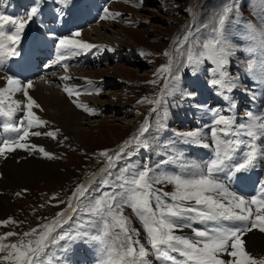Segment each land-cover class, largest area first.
<instances>
[{"label": "rangeland", "instance_id": "1", "mask_svg": "<svg viewBox=\"0 0 264 264\" xmlns=\"http://www.w3.org/2000/svg\"><path fill=\"white\" fill-rule=\"evenodd\" d=\"M23 1L26 4L21 6L22 9H26L28 4L39 9L46 5L61 2V0ZM105 2L108 4L107 9L122 14L115 17L116 22L113 24L110 23L111 20L106 18L101 19L102 24L98 25V29L106 27L107 30L101 29V33L110 36L111 40L115 42H98V44L100 43L98 45L100 46L99 48L85 52L88 55L85 63L90 69H86L84 66V70L90 72L104 70L105 68H116L118 70V73H114L111 70L110 72L112 73L108 74L111 75L109 77L114 76L113 79H108V83L113 86H109L107 90L98 89L96 93V95H101L97 99L100 102H105V105L92 104L91 100H87V103H85L95 109V113L97 108H101V117L91 120L95 114L87 112L88 115H85L87 124L79 128L80 133L78 135L81 140V146L73 144L74 140L70 136L67 138H70L71 142L58 132L55 139L47 135H30L28 138L31 141L27 138L29 142H26L29 144L30 150L16 149L14 152L9 153L12 155L21 154L24 160L26 159L28 162L43 167L37 178H34L29 186H20V182L15 178V168L21 164H19L21 161L16 159L14 161L17 164H6L5 166L2 164V156H0V183L2 184H0V222L9 218L20 222L18 225L12 223L6 226L0 225V236L9 231L22 234L30 231V228L50 223L58 212L67 208V201L78 185V181H81L93 169L105 163V158L100 156V153L107 150L109 155H112L126 140L135 135L132 129L133 125H140L144 113L148 109L152 111L154 105L149 103V101H154L156 93L161 91L163 78L157 74L155 75V73L162 65L166 64V60L169 58V56L164 55V52H169L174 59L172 66L174 78L169 83H165L160 98L161 103L157 106V111L148 117L150 130L142 137L148 147L134 146L127 149L128 154L117 161L116 168L111 170L113 177L121 175L120 170L126 167L131 170L140 168L142 161L141 157L137 155L142 152L145 160L147 159V154L152 155L158 166L166 170L171 171L172 169L176 170V168L184 170L181 167V163L190 165L192 161L186 155L187 150L190 149L188 146L189 142H187L188 140L190 141V138L185 136L176 137L177 135L167 130L161 113L163 110L166 113L171 112L173 114L178 113L181 108H191V111H195L197 114L201 113L202 115H198L200 116L198 118L202 120L204 134L206 133L209 136H211L210 130L216 127L214 120L218 115L232 117L235 124L242 122L237 111L241 112L243 110L244 107H240V103L243 104V101L240 100V103L236 104L237 101L235 100L236 102H234L233 99L238 96L234 94L233 90L225 92L210 83L212 79L216 78L213 74V69L216 66L211 61L204 60L193 68L187 60V55L192 48L193 42L210 38L212 29L216 26V19L225 8L232 9L224 25V37L232 49V55L229 57V63L225 66V71L232 80L230 72H235L237 74L235 76L244 78V84L247 87H237V84H242V79L240 81L237 79L234 88H240L244 92H254V94L250 93L249 98L255 100L256 105H252L251 110L245 109L246 113L251 111L255 115H264V79L260 76L249 75L246 72L248 59H241L235 55L236 51H239L242 54H246L249 59L260 58L259 52L255 56L250 55L248 52V48L253 46L254 42L249 40L247 33L249 22L255 26L258 32L264 31V22L261 21L264 11L259 6V0H105ZM2 3L3 0H0V7ZM31 9L27 8V10ZM16 17L27 19L26 16L17 15ZM91 23L98 24L94 21ZM91 23L83 27L84 31H88L89 28L87 27ZM114 24L117 27L112 26ZM108 31L116 32L119 36H112L113 34ZM28 32L36 33L33 22L32 25L29 23L26 25L23 34L25 35ZM185 36L188 37L187 40L184 39ZM90 37L95 39L96 36L92 33ZM92 52L95 53V56L98 55L99 60L97 62L100 63V66H94L96 65L95 63L90 64L89 54ZM142 53H146V55H142ZM74 60L77 61L75 57ZM60 74L57 76H60ZM162 75H165V73ZM118 77L122 79L118 81ZM97 79L95 78L94 80ZM179 79L183 83L189 82L188 84L180 85V87H190L192 91L197 86V79L200 80L209 89V99L219 103L211 104L214 108L210 110L205 105L200 104L201 100L196 103L195 101L191 102L188 95L175 86ZM153 80L157 81V83H149ZM57 85L61 89L64 86L60 82H57ZM232 96H234L233 99ZM190 103L192 105H189ZM248 105L247 103L246 106ZM226 109H228L227 113H225ZM23 112L20 111L18 113ZM182 115H185L187 119L191 116V114ZM24 116L25 114L20 117V120H23L22 117ZM24 126H27L26 121ZM29 131L47 133L56 131V129L47 123L46 126H37ZM199 132L201 133V142L197 145L202 146V143H206V141L203 140L202 130H199ZM241 138L247 139L246 137ZM180 142L182 143L181 145ZM31 145H36L37 148L31 149ZM182 145H185V147L182 148ZM39 147H43L45 151L53 154L54 158L48 159L45 157L43 153L39 152ZM243 151H246V149ZM170 156H181L182 160L167 164L162 163L168 160ZM240 159H242V152L235 162ZM155 161L148 158L149 163H155ZM154 168H157V166ZM250 169H256L262 176L260 177L262 180L260 185L253 183L250 187L251 194L256 196L264 188V160H258L254 166L245 171L248 173ZM171 173L173 174L174 171H171ZM102 175L99 176L94 184L90 185V198L96 197L100 192L107 190L100 187L99 182ZM95 177L96 174L94 173L88 178L87 182L92 181ZM113 177H107V179L111 182ZM84 182L81 184L86 185ZM156 187L158 189L162 187L166 192L173 191V186L169 184L157 185ZM61 200L64 203H59ZM34 202L37 203L36 207L31 204ZM64 206L66 207L64 208ZM251 207L255 212L256 206L252 205ZM43 215L44 218L41 220ZM125 215L131 218L130 227L139 230V239L147 246L146 235L137 217L132 213L131 209L127 208L125 209ZM64 218L66 219L67 215ZM94 218L96 221L92 220L86 213L78 212L68 223L64 224L63 231L69 233L72 238L62 240L50 249L48 255L52 258L53 264H96L99 257V246L91 240V236L100 230L102 224L98 221V218ZM257 231L264 234V232ZM244 238L245 236L242 239ZM16 239L17 237L15 236L9 237L5 243L14 242ZM70 241L73 245L79 244L84 248L89 245L92 255L84 248H79L81 253L87 255L88 259L75 261ZM253 255L264 257V252H257ZM149 260L151 264L164 262L157 260L154 256H149ZM0 264H4V262H0Z\"/></svg>", "mask_w": 264, "mask_h": 264}, {"label": "snow or ice", "instance_id": "2", "mask_svg": "<svg viewBox=\"0 0 264 264\" xmlns=\"http://www.w3.org/2000/svg\"><path fill=\"white\" fill-rule=\"evenodd\" d=\"M259 6L264 11V0H259ZM37 11L38 9L33 7L27 13V19L0 14V66L9 58L20 55L17 45L21 34L36 16ZM104 11L109 12L107 8ZM231 11V8H225L217 17L210 38L194 41L187 55V60L193 68L204 60L211 61L216 66L213 69L216 78L210 83L225 92H231L236 86L225 71L232 49L224 37V25ZM110 15L115 18L122 14L117 12ZM106 18L108 17H101ZM261 21L264 22V15L261 16ZM247 33L249 40L254 42V45L248 48V52L252 56L259 52L260 58L248 59L246 72L264 79V31L258 32L249 22ZM80 35L81 32L76 31L71 36L58 39L55 63L65 62L100 47L74 38ZM184 39L187 40L188 37L185 36ZM164 55L171 57L169 52H164ZM172 64L170 58L169 62L162 65L156 73L166 84L174 78ZM62 66L67 70V63H62ZM164 73L167 75H162ZM2 79L6 80V85L0 87V117L8 121L3 126L4 131L16 135L0 141V156L6 157L7 153L16 149L30 150L28 143L21 142L26 141L30 135H47L55 139L58 129L47 133L29 131L48 123L33 111L34 108L40 109L41 106L29 95L28 90L33 87L32 82H22L13 75H7ZM61 79L68 80L71 77L65 76ZM149 83L155 84L157 81ZM64 91L70 98L82 94L79 90L74 91L67 86ZM17 93H21L26 102L15 99ZM73 103L77 108L95 114V109L87 104L77 103L75 100ZM149 103L159 105L161 101L156 99ZM24 110L26 114L23 120L13 123L17 112ZM156 111L154 107L152 112ZM246 117V123L236 125L232 117L217 116L214 120L216 127L210 130L212 143H202L204 148L213 149V157L203 165L181 163V167L184 168L182 173L157 174L152 167L144 164L135 170L127 167L121 169V175L113 177L111 170L116 168L117 161L128 154L127 149L134 146L148 147L142 140L150 130V124L145 119L137 134L126 140L112 155H109L107 150L100 153V156L105 158L106 167L100 169L103 175L99 184L107 190L90 198V185L79 184L67 201V208L58 212L50 223L38 225L22 234L9 231L0 236V262L53 264L52 258L48 255L50 249L60 241L72 238L69 233L63 231L64 224L78 212H84L89 217L98 218L102 224L100 230L91 236V240L99 246L96 264H151L149 256L170 264H264V257L250 253L242 239V236L253 228L264 232V188L258 195L247 199L230 191L218 178L220 173L230 176L234 172L247 170L258 160H264V115H255L249 111ZM186 136L192 142H201L199 130L188 132ZM36 148V145H31V149ZM241 151L242 159L234 162L236 153ZM39 152L48 159L54 158L53 154L45 151L43 147H39ZM181 160V156H170L162 163ZM107 177H113L111 182ZM164 184L172 185L173 191L166 192L162 187L159 189L156 187ZM59 203L64 201L61 200ZM252 205L256 206L255 212ZM126 208L131 209L142 224L147 246L140 241L139 230L130 227L131 218L125 215ZM225 222H232V226ZM9 223L18 225L20 222L9 218L0 222V225L6 226ZM194 223L205 227H194ZM184 228L191 229L192 235H184ZM14 236L17 237L16 241L5 243L9 237ZM224 255L231 259H223Z\"/></svg>", "mask_w": 264, "mask_h": 264}, {"label": "bare ground", "instance_id": "3", "mask_svg": "<svg viewBox=\"0 0 264 264\" xmlns=\"http://www.w3.org/2000/svg\"><path fill=\"white\" fill-rule=\"evenodd\" d=\"M16 1L17 0H3L0 14L16 16ZM107 7L108 4L105 2V0H61V2L57 4L46 5L39 9L37 7L38 11L36 16L31 22H29L30 25H32L33 22L36 33L28 32L25 33V35L22 33L21 39L17 45L20 55L9 58L3 66H0V87L6 85V80L2 79V77H6L7 75H13L22 82L31 81L33 87L28 90L29 95H31L41 106L40 109L34 108L33 111L41 119L51 124L54 129H58V132L62 137L69 139L70 142L72 141L70 138H72L74 140L73 144L77 146L81 144V140L78 135L80 133L79 128L80 126H85L87 124L85 121V115L87 114V112L82 108H77L73 103V100H75L77 103L82 104L87 103V100H91L92 104H96L99 106L105 105V102H100L97 99L101 95L99 96L95 93H93V95H86V92L81 87V83H84L86 86L89 85L92 89H94L95 81H102L103 79L106 83H108V79H113L114 77H109L111 75L108 74L112 73L110 71L112 70L114 73H118V70L116 68H105L104 70H98L96 72L84 70V59L87 56L82 54H80L82 61H79V67L70 66L74 62V58L62 62L68 64V68L67 70H65V68L62 66V63H55L57 55L56 43L59 38L71 36L72 33L76 31L81 32V35L79 37H74L75 39H80L93 45H99L100 43L98 44V42L103 43L105 41L115 42L111 40L110 36L101 33V29H104L105 31L107 30L106 27H101V29H98V25L102 24L101 16H107V19L111 20L110 23L112 24L116 22L115 18H113L110 14L117 13V11L108 9L109 12L106 13L104 10ZM27 8L33 7L31 6V4H28ZM93 21L98 24L96 25L91 23ZM89 23L91 24L87 27L89 28L88 31H84L83 27ZM112 26L117 27V25L115 24ZM108 32H111V34H113L112 36H119L116 32ZM92 33L96 36L95 39H91L90 35ZM235 55L236 57H239L241 59H249L246 54H242L239 51H236ZM52 56L54 57L52 58ZM96 59L97 55L95 56L94 53L92 62L96 64L94 66H100V63L97 62ZM231 70H233V68H231ZM59 73H61L60 76H57ZM230 75L235 83L237 79H239V81L240 79H242V84L237 85L247 87V85L244 84V78L235 76V72H230ZM65 76H69L71 77V79L62 80L61 77ZM95 78L98 79L94 80ZM121 79L122 78L118 77L117 80L120 81ZM64 81L66 82L64 83ZM57 82H60V84H64V86H62V89L57 85ZM66 86L73 88L74 91L79 90L82 94L79 97L73 95L70 98L64 91V88ZM182 91L193 101H196L197 98L204 99L203 95L206 93L204 90H201L200 92L198 91L197 94H193L192 91L186 90L185 88H182ZM233 92L236 96H238L233 99L234 102L237 101L236 104L240 103V100L243 101V104L240 103V107L244 106V109L240 112V114L239 111H237V113L240 115V120L244 122L247 119V117L245 116V109L251 110L252 105H256V101L249 98L250 93L254 94V92H244L243 90L240 91V89L238 88L233 89ZM233 97L234 96H232V98ZM14 98L26 102V98L21 93H17ZM247 99L249 101H245ZM247 103L249 104L248 106H246ZM189 105L192 104L190 103ZM100 109L101 108H97L94 118L91 120H95L101 117L102 112L100 111ZM186 110L191 111L192 109L186 108ZM227 111L228 109L225 110V113H227ZM24 114H26V110H24L23 113L17 112L15 116L16 120L18 121ZM165 116L168 121H172L173 126L176 125V123L173 121V114H166ZM177 121L179 123H182L181 118H178ZM194 122V124H196L198 121L196 120ZM184 125L185 124H183L182 126ZM177 127L181 126L177 125ZM132 129L136 131L138 128L133 125ZM69 136L70 138H67ZM0 141H2V139H0ZM16 159H19V161H21L19 162V164H21L15 168V178L20 182V186H29L33 179L37 178L39 172H41L43 167L28 162L26 159L24 160L23 155L21 154H7L2 164L5 166L6 164H17L15 163ZM100 169L95 172L96 177L92 181H88L87 184L92 183L98 177V175L101 173ZM257 230L259 229L253 228L252 232L249 235H246L243 239L246 242V249L249 252H252V254H256L257 252H264V234H261ZM70 245L73 249L72 252H74L73 257L75 258V261H85V259H88L87 255L81 253V251L79 250V248L83 249L84 247L80 246L79 244L73 245L71 241ZM85 249L89 250L87 247ZM222 258L225 260L231 259L226 255H224Z\"/></svg>", "mask_w": 264, "mask_h": 264}]
</instances>
